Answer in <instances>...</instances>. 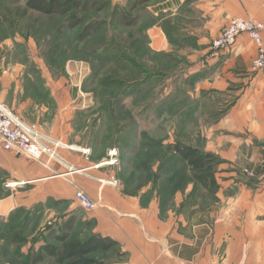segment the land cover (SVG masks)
<instances>
[{
  "label": "rangeland",
  "instance_id": "rangeland-1",
  "mask_svg": "<svg viewBox=\"0 0 264 264\" xmlns=\"http://www.w3.org/2000/svg\"><path fill=\"white\" fill-rule=\"evenodd\" d=\"M109 1L100 11L79 10L84 22L70 29L67 17L33 11L26 0H0V100L43 134L91 147L87 155L92 161L107 162L116 149L118 161L102 167L107 179L115 177L126 192L144 201L155 200L164 213L181 210L188 223L203 221L209 206L222 203L217 195L220 186L201 185L188 162L171 158L170 150L181 142L212 154L216 179L217 173L236 171L219 150L212 149L224 136L212 127L223 120L233 100L205 92L197 99L199 76L157 70L165 69L166 58L151 56L147 26L152 18L146 6L159 0L136 10H131L135 0ZM126 11L139 13L137 26L119 24ZM96 20L101 22L98 31L80 39L82 27ZM252 69L256 75L264 68L254 69L252 63ZM260 151L264 156V147ZM14 175L0 166V198H6L8 205H33L16 209L10 218L9 243H0V264H22L23 249L53 242L48 233L60 228L65 217L76 219L72 237L85 240L94 234L95 224L84 208L41 192L46 179L20 185ZM256 175L245 167L238 177ZM15 234L26 241L13 243ZM93 256L111 264L120 256L119 247ZM40 264L56 263L47 257Z\"/></svg>",
  "mask_w": 264,
  "mask_h": 264
},
{
  "label": "crops",
  "instance_id": "crops-1",
  "mask_svg": "<svg viewBox=\"0 0 264 264\" xmlns=\"http://www.w3.org/2000/svg\"><path fill=\"white\" fill-rule=\"evenodd\" d=\"M146 8L152 18L147 26L151 56L166 58L165 69L157 70L199 76L197 99L205 92L233 100L223 120L212 127L224 135L212 149L236 166V171L217 173V195L222 203L209 206L203 221L188 223L181 210L164 213L155 200L144 201L121 184L102 183L101 178H108L102 171L107 164L83 154L81 148L87 145L68 144L71 147L60 149V160L51 161L50 166L1 150L0 166L14 171V182L20 185L46 179L41 192L73 200V207L84 208L76 193L87 192L97 204L95 209H83L93 219L94 233L118 242L120 256L111 264H264V156L260 154L264 147V69L256 75L252 72L257 49L247 34L218 52L212 47V40L233 17L264 23V0H159ZM158 63L151 60L153 65ZM247 132L251 134L244 135ZM170 151L171 158L181 159L173 148ZM245 167L256 171L254 179L238 177ZM32 205H8L6 198H0V243H9L14 211Z\"/></svg>",
  "mask_w": 264,
  "mask_h": 264
},
{
  "label": "trees",
  "instance_id": "trees-1",
  "mask_svg": "<svg viewBox=\"0 0 264 264\" xmlns=\"http://www.w3.org/2000/svg\"><path fill=\"white\" fill-rule=\"evenodd\" d=\"M151 0H135L131 10H136ZM109 0H26L25 4L33 11H39L46 15L58 14L67 17V27L75 29L84 22V16L78 13L82 11H100L108 7ZM119 24L121 26H137L139 24V13L126 11L120 14ZM101 24L99 20L91 22L82 27L79 34L80 39L95 34ZM172 148L179 158L187 161L190 169L195 172L197 181L204 186H215L217 179L213 170L212 154L204 153L190 144L175 142ZM75 217H67L61 223L60 228L50 229L48 235L52 241H44L38 247L31 244L26 253L22 254V264H40L47 257H51L56 264H109L93 256L98 251H109L116 248L118 242L111 237L101 233H94L82 240L72 237L75 226ZM25 237L13 235L12 242H24Z\"/></svg>",
  "mask_w": 264,
  "mask_h": 264
},
{
  "label": "built area",
  "instance_id": "built-area-1",
  "mask_svg": "<svg viewBox=\"0 0 264 264\" xmlns=\"http://www.w3.org/2000/svg\"><path fill=\"white\" fill-rule=\"evenodd\" d=\"M264 23L244 17H233L226 24L222 32L214 38L213 49L215 51L223 50L233 46L241 34H247L257 47L256 58L253 62L254 69L264 68V40L262 31ZM68 144L57 138H51L43 134L39 128L31 123L25 122L12 110H10L0 100V151H15L31 158L43 161L45 165L50 166L51 161L60 159V148H70ZM83 154H89L91 148H81ZM117 151L113 149L110 153V159L103 162L108 165H114ZM104 184L117 185L118 180L114 177L111 179L101 178ZM80 204L88 210L97 207L94 199L85 191L80 190L76 193Z\"/></svg>",
  "mask_w": 264,
  "mask_h": 264
},
{
  "label": "bare ground",
  "instance_id": "bare-ground-1",
  "mask_svg": "<svg viewBox=\"0 0 264 264\" xmlns=\"http://www.w3.org/2000/svg\"><path fill=\"white\" fill-rule=\"evenodd\" d=\"M106 163V162H105ZM105 163H103V164H105Z\"/></svg>",
  "mask_w": 264,
  "mask_h": 264
}]
</instances>
